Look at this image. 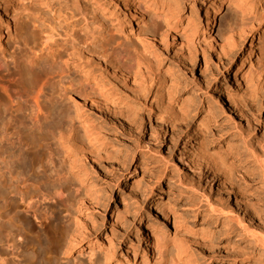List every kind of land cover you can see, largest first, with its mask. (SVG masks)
<instances>
[{
    "label": "rangeland",
    "instance_id": "374dc122",
    "mask_svg": "<svg viewBox=\"0 0 264 264\" xmlns=\"http://www.w3.org/2000/svg\"><path fill=\"white\" fill-rule=\"evenodd\" d=\"M97 1L100 7L91 0H14L9 26L0 14V60L4 59L11 68L12 56L18 49L41 43L39 57L46 60L62 53L68 67L78 71L73 67L78 48L98 44L111 34L150 61L148 83L139 77L134 89L128 90L105 75V80L113 83L114 93L101 96L91 92L99 97L92 94L93 99L102 100L99 104L87 101L81 107V119L71 113L72 121L52 119L32 131L24 128L22 141L28 146L23 151L16 141L6 143L1 139V157H16L14 164L9 163L15 171L27 173L20 161L25 159L42 180H60L67 198L61 211L66 209L78 216L81 239L85 237L87 241L96 235L113 238L118 253L129 255L139 264L147 244L148 228L143 231V227L148 223V227L163 229L169 250L177 243L206 262L210 255L224 257L229 244L228 227L242 235L236 219L256 230L264 225L244 203L255 205L264 196V85L254 76L263 67L264 29L254 34L253 40L247 38L223 53L206 34L216 37L227 22L236 20L234 0L228 1L213 23L207 13L212 0H136L147 5L146 12L136 17L133 32L126 37L111 24L115 14L122 16L121 21L125 15L123 21L127 22L124 2ZM174 3L181 6L178 17L168 27L164 11ZM155 15L163 18L155 21ZM38 18L40 27L36 30L32 22ZM157 27H165L163 31L169 28L175 40L168 39L164 44L160 36L156 41L144 37L147 30ZM43 33H51V39L44 42ZM186 35L194 38L195 44L181 50L177 43ZM93 68H85L84 72L100 77L101 69ZM74 75L83 86L89 83L83 72ZM226 93L235 107L243 106L240 117L232 115ZM56 103L59 112L72 104L58 96L53 105ZM86 132L94 135H90V141ZM61 133L85 150L60 151ZM169 151L173 158H168ZM217 181L225 186L231 199L241 201L239 207L230 202L223 206L226 198L218 195ZM206 201L223 208L226 215L210 213ZM260 205L263 218L264 206ZM68 223L75 228L72 220ZM202 225H208V231L215 234L211 246L203 240ZM243 242L237 235L230 244L242 247ZM60 257L58 264H90L85 257H77L75 251ZM157 258L150 256V264ZM219 259L214 264H233Z\"/></svg>",
    "mask_w": 264,
    "mask_h": 264
},
{
    "label": "bare ground",
    "instance_id": "6f19581e",
    "mask_svg": "<svg viewBox=\"0 0 264 264\" xmlns=\"http://www.w3.org/2000/svg\"><path fill=\"white\" fill-rule=\"evenodd\" d=\"M91 1L95 4V7H100L97 0ZM122 1L128 15L127 22L123 21L126 17L125 15L121 21L120 18L122 16L119 17L115 14V17L113 15L114 19L111 24L114 25L117 33L127 37L133 32L136 17L146 12L147 5L136 0ZM228 1H210L207 13L211 17L212 23L220 15L221 10L228 4ZM13 4L14 0H3L2 2L0 14L6 26H9L11 22L10 13ZM233 4L236 20L234 18L235 21L232 20L233 22H231L230 20V22H227L216 37L210 32L206 34L209 42L214 43L215 47L223 53L228 52V49H231V47L243 42L247 38H252L253 40L254 34H258V32L264 29V0H251L247 3H243L242 0H234ZM92 6L91 8H95ZM180 6L179 3H174L171 7L166 6V11H164L166 15L163 16V20L168 24V27L169 23L178 17ZM102 8V11H104L105 7ZM160 15H155V21L163 18ZM38 20L39 18L32 22L33 29L37 30L40 27V24L37 23ZM163 29L159 27L153 28L145 32L147 36H142L151 38L150 40L152 41H156L160 36V40L164 44L165 42L167 43L168 39L173 40L175 38L169 33V28H166L164 31ZM43 34L45 36V38L43 37L44 42L51 39V33ZM194 44V38L186 35L180 39L177 46L179 49L185 50L193 48ZM33 45L25 50L18 49L16 51L10 62L11 68H8V63L4 59L0 60V140L3 139L6 143L16 141L20 151H23L28 146L22 141L24 128L32 131L40 128L44 123L52 119L69 121L74 120V117L81 119V107L87 101L99 104L100 100H102L99 99L98 101L95 98L94 100L92 97L93 93L91 92H98L101 96L107 95V92L114 93L113 80L116 83L118 81L120 86L122 85V87L128 90H133L135 82L140 79L139 77L145 83L149 76L150 61L147 58H142L136 49L131 50L125 40H121V38L115 35H108V38L98 44H86V46H82L80 49L76 46L79 52L76 54L75 65L73 67L80 71V73L83 72V78L87 82L89 81L86 86H83L80 80H75L74 77L76 76L74 74H77L78 71L68 67V63L62 53L43 60L37 55L38 50L41 51V43ZM177 53L183 56L180 50H177ZM66 55L68 54L66 53ZM185 58L187 59V57ZM72 59L70 58L69 60ZM93 67L101 69L100 71L98 70L100 77L89 74L92 72H84L85 68L92 69ZM105 75L110 77L112 82L110 79L106 81ZM254 76L257 81L261 80L264 85V62L262 69ZM148 80L146 81L147 83ZM223 94L225 95V92ZM56 96L59 99L67 98L68 101L72 102L71 106H64L59 112L57 106L59 104L53 105ZM228 96L227 94L225 97L227 103L231 106L232 115L240 117L244 114L242 113L244 111L243 106L240 108L235 107V104H233ZM71 113L74 114V117L70 115ZM85 135L89 141L91 140L90 135L94 137L92 134L88 135V132ZM58 136L62 138L59 145L60 151L63 152L65 148H75L81 152L85 150L84 146H74L71 142H75L72 137L69 138L68 135L63 133ZM172 155L173 152L169 151L168 158H173ZM19 156L21 159L20 154ZM15 158L8 160V157H1L0 153V264H58L62 261L60 255L69 254L71 251H75L77 257H85L90 264H137L135 259L128 257L129 255L123 256L118 253L113 238L96 235L87 241L85 237L81 239L83 230H81L82 225L77 222L79 220L78 216L66 209L61 211V207L65 206L67 198L66 189L60 180L58 179L59 181L55 182L42 180L40 175L32 172V169L25 163V159H21L20 161L24 163L23 169L27 173L15 171L16 169H13V165H10L16 162ZM179 163L185 165L181 159H179ZM6 164L9 165L5 170L1 169V166ZM216 186L218 195L226 198L223 202L224 207L229 202L235 208L239 207L241 201L239 202L237 197L231 199L225 193L226 189L223 184L217 181ZM206 203L208 211L213 215L217 217L226 215L225 211L222 210L223 208L209 201H206ZM244 203L248 205L251 215L255 214L256 220L264 224V217L262 218L259 210L260 204L264 206V196L256 200L255 205ZM30 219L34 223H31ZM69 219L74 222V229L70 228ZM226 219H230V217L227 216ZM235 222L238 223L242 235L237 233L236 228L232 226L228 227L226 233L229 244L224 257L220 258L210 255V259L207 262L198 257V253L190 251L182 244L175 243L171 246V250H169L167 240L163 235V229H155L152 225L148 227L147 223L146 227H143V231L148 228V232L146 233L147 244L139 264H150L152 262L149 260L150 256L152 259L156 256L158 257L153 264H214L216 259L219 258V261L225 263L231 260L233 264H237L238 261L241 264H263L264 225L261 223L263 227L256 230L253 226L244 225L245 223L239 222L237 219ZM177 226L176 224L174 228ZM202 231L203 240L206 242V245H213L216 238H214L215 234L212 231H208V225H202ZM237 235L244 241L242 247L240 245L236 246V243L230 244V241ZM78 241L85 242L79 245L81 242ZM148 253H150V256H146Z\"/></svg>",
    "mask_w": 264,
    "mask_h": 264
}]
</instances>
